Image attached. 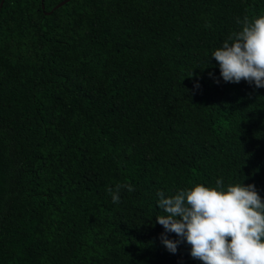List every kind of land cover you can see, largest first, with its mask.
I'll list each match as a JSON object with an SVG mask.
<instances>
[{
	"label": "trees",
	"instance_id": "trees-1",
	"mask_svg": "<svg viewBox=\"0 0 264 264\" xmlns=\"http://www.w3.org/2000/svg\"><path fill=\"white\" fill-rule=\"evenodd\" d=\"M63 1L0 9V264H203L158 193L264 200V87L211 57L264 0Z\"/></svg>",
	"mask_w": 264,
	"mask_h": 264
},
{
	"label": "clouds",
	"instance_id": "clouds-1",
	"mask_svg": "<svg viewBox=\"0 0 264 264\" xmlns=\"http://www.w3.org/2000/svg\"><path fill=\"white\" fill-rule=\"evenodd\" d=\"M219 63L226 82L246 80L264 87V16L249 23L245 17L242 30L229 36L212 56ZM131 185L117 184L109 189L113 203L120 191ZM158 206L165 214L156 222L162 225V242L172 253L181 241L167 238L176 233L191 245V256L203 264H264V200L255 185L244 183L224 187L198 184L175 195L158 193Z\"/></svg>",
	"mask_w": 264,
	"mask_h": 264
},
{
	"label": "water",
	"instance_id": "water-1",
	"mask_svg": "<svg viewBox=\"0 0 264 264\" xmlns=\"http://www.w3.org/2000/svg\"><path fill=\"white\" fill-rule=\"evenodd\" d=\"M71 1H72V0H65V1H63L62 3H60L59 5H57V6L54 8V11H55V10H58V9H60V8H62L63 6H65L66 4H68V3L71 2ZM4 2H5V0H2L1 5H0V9L3 7ZM49 14H50V13H49Z\"/></svg>",
	"mask_w": 264,
	"mask_h": 264
}]
</instances>
